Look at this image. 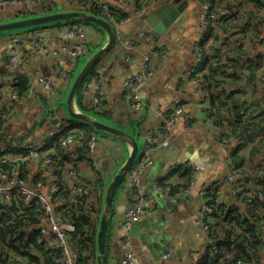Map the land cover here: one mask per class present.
I'll list each match as a JSON object with an SVG mask.
<instances>
[{"label": "crops", "instance_id": "0c3cea01", "mask_svg": "<svg viewBox=\"0 0 264 264\" xmlns=\"http://www.w3.org/2000/svg\"><path fill=\"white\" fill-rule=\"evenodd\" d=\"M215 1L213 0V2ZM222 1L231 3L235 19L226 36L220 35L218 30V32L211 30L204 43V61L198 68L204 67L206 57H215L223 63L233 55L239 60H245V58L249 62L255 60L260 72H263V33L258 26L263 22L261 21L262 13H260V20L257 19L259 15H255L254 11L250 13V6L243 0ZM77 5L66 12L80 11L76 9ZM132 5V0H122L120 3L110 2L111 7L115 6L122 9L129 16L133 14ZM27 8L29 11L25 14L26 17L22 16L25 8L23 10L22 8L0 10V13L7 11L10 15L17 14V17H20L8 18L10 20L6 21L0 19V24L60 12L54 0L43 1ZM176 8L179 9V13ZM242 10H246L251 18L249 25L244 29H240L238 26V21L242 19ZM175 11L178 15L176 22L162 36L156 34L152 27L159 21V17H165L167 14L175 13ZM197 15V6L191 1L155 0L147 7L141 18L132 17L130 21L120 27L123 38L134 39L137 43L136 51L130 52L120 42L114 41L110 51L95 66V74H100L105 84V108L99 109L104 110V112H94L97 107L93 102L91 82L93 76L89 81L82 84L79 102L76 98L74 99V107L78 112L104 124L119 128L131 136L132 133L134 134L133 138L138 147V158L135 162L137 166L145 150L142 131L155 127L159 119L147 107L141 110L139 114L133 113L129 105L123 100L122 81L131 72L138 70L136 64L127 60V56H133L135 61L139 63L141 54L152 45L160 44L166 51L164 60H159L157 56L154 57L155 75L139 89V96L151 108L161 109L171 103L180 102L184 106V111L182 117L178 118L171 128L168 147L152 153L153 163L140 178L142 193L146 203L152 205V212L137 222L141 223L138 239L142 250V263L135 256L138 264H156L159 255L168 249L173 250V258L164 261L163 264H207L212 260V256L201 257V252L206 247V238L200 227L197 213V191L202 187L208 188V195L214 207L211 226L215 233L220 232L222 226L226 228L231 226L233 229L237 227L234 226V222L221 224L226 211L236 210L248 217L245 215L247 214L246 209L241 200L230 196L224 184L225 159L228 149L236 147L237 153H235L234 163L236 165L239 163L238 160H241L237 167L247 178L246 188L248 192L255 193L264 183V178L259 174L260 170H257L260 168L258 164H264L262 143L259 146V142L256 141V144H248L238 150L237 147L242 142L236 139L237 142L241 143L236 145L232 141L229 147L220 146L211 131L210 117L208 116L218 113L216 106L212 108L210 98L204 103H199L194 95L193 85L184 84V69L191 63V48L200 36L197 27ZM74 24L76 23L56 22L36 28L22 29L17 33L0 34V75H17L20 80L30 81L33 84L31 95L22 100L6 126L0 128V143L2 142L11 148L8 155V166L14 168L17 176L22 178L27 188L32 191L36 190L35 183L42 180L44 187L40 192H45L52 183L54 175H58L62 181L60 187L62 192L72 184V179L65 173L68 166L65 158L61 157L64 156L63 150L60 147L56 148L54 139L47 142L45 149L37 159H29L18 154L15 147L20 143L36 140L45 135L52 129L53 119L62 122V130L65 129L64 135L83 128L81 122L70 119L66 113L65 100L68 87L58 91L57 95H51L43 85L35 81L34 75V72L38 71L46 79L57 84L59 71L68 69L71 60L68 51H63L62 47H75L85 44L90 55L105 45L106 35L104 31L89 24H84V40L67 37V29ZM139 30L145 31L148 37L145 39L138 38L137 32ZM13 38L20 40L18 45H11ZM35 40L47 46L49 51H55L56 54H47L41 48H33L32 43ZM10 55L16 56L12 66L9 65ZM89 55L78 60L72 70V79L73 73L77 69L76 72L80 70ZM260 72L253 77L251 83L244 81L247 94V98H245L248 99L249 104L261 102V98L264 96V86L259 82ZM223 97L224 95L221 98ZM184 119L190 120L191 125L186 127ZM133 120L139 122L137 126L131 123H135ZM262 129L264 138V128ZM157 140L159 141V137ZM128 154L129 147L125 144L110 136L98 134L97 145L93 153L96 168H93L92 164L82 157L77 164V173L90 182L94 189L100 190L102 196L111 178L116 174ZM46 159L50 161L49 164L43 163ZM187 160L199 167L194 176L191 177L190 168L182 167L168 175L160 184L168 185L175 191L176 189H185L191 183L190 190L172 197L163 196L155 188V180L166 171L169 164L185 163ZM135 196V188L129 186L126 180L122 182L114 195L109 216L111 231L107 245L104 247V264H121L125 250H132L130 246L129 248L124 247V244L129 242V234L135 224L129 231H126L122 228V223L125 218V204L133 200ZM68 205H70L69 210L74 217V221L71 222L73 228L66 234L69 259L77 264H96V234L99 217L93 218L89 215L87 204L83 199L75 203L70 201L66 204V206ZM52 207L61 211L64 205L55 202ZM80 216L85 220H82ZM87 221L91 223L90 233H87ZM34 226L36 227V225ZM262 230L264 231V227ZM236 231L241 232L239 225ZM93 238L94 243L92 242ZM233 248L234 244H230L229 247L222 245L218 248L215 264H222L224 261L230 260L234 254ZM250 250L252 252L250 254L252 257L251 264H264V248L261 250L250 247ZM32 253L38 256L39 264H46L42 252L39 254L32 250ZM21 264L28 263L21 262Z\"/></svg>", "mask_w": 264, "mask_h": 264}, {"label": "built area", "instance_id": "2783aa9c", "mask_svg": "<svg viewBox=\"0 0 264 264\" xmlns=\"http://www.w3.org/2000/svg\"><path fill=\"white\" fill-rule=\"evenodd\" d=\"M43 1L52 0H0V10L8 8H27ZM60 12H66L78 4L76 0H54ZM87 5L94 6L103 13L105 19L113 29L114 41L120 42L122 46L132 52L136 51L137 43L134 39L123 38L120 27L133 17H142L149 5L155 0H132L133 14L126 15L118 19L113 11H111L110 2L116 1L120 3L122 0H85ZM197 6V27L200 33L198 41L191 48V63L184 69V84H192L194 87V95L199 103H204L210 98L212 91L197 78V69L204 60V43L209 36L211 30H218L220 35H225L230 30L235 15L233 14L231 3L228 1L216 0H188ZM242 19L238 21L240 29H244L249 25L250 15L246 10H242ZM260 31L263 33L264 45V22L258 24ZM217 31V32H218ZM67 37L71 39H85L84 24H74L66 31ZM138 38L145 39L148 37L145 31L139 30L137 32ZM18 38L11 39V45L19 44ZM33 48H41L44 53L55 55V51H49L47 46L40 44L38 41L32 43ZM63 51H68L71 60L68 69H61L58 73L59 81L54 84L50 80L42 76L38 71L34 72L35 81L43 85L51 95H57L58 91L69 87L72 81V70L75 68L77 62L81 58H85L88 53V48L85 44L75 47H62ZM157 56L159 60L166 58V51L160 44L152 45L141 54L140 62H136L131 55L127 56V60L137 65V71L131 72L122 81V97L129 105L133 113L139 114L144 108H149L151 112L159 119L158 124L149 129L142 131V139L145 143V150L138 161V165L134 164L125 175L124 180L127 184L136 190V196L133 200L125 204V218L122 223V228L129 231L134 224L141 218L149 215L152 211V205H148L145 201L144 195L140 187V178L144 172L152 165V153L158 149L162 150L168 147L171 138V128L173 124L182 117L184 106L180 103H171L162 107L161 109L151 108L139 96V89L146 85L150 79L155 75L154 57ZM16 60L15 55H10L9 65L12 66ZM227 73L225 69H222ZM18 81L17 75H0V128H4L10 119L11 115L16 111L18 105L22 100L33 91L32 82L27 83V91L24 95L18 94L14 91L13 86ZM93 87V102L97 109L105 108L104 106V79L100 74H95L92 77ZM259 82L264 86V71L259 76ZM239 84L244 83V77H241ZM248 102L245 97H242L238 103V113L240 117H245L248 113L246 109ZM53 127L45 135L29 142L20 143L15 147L18 154L24 155L29 159H37L40 153L45 149L47 142L56 138L62 131V122L56 120ZM211 123V131L215 135L216 140L220 146L229 147L231 142H237L232 129L226 123H217L212 118H209ZM184 125L188 127L191 125L190 120L184 119ZM159 137V141L157 140ZM58 144L66 158L65 173L72 179V184L63 192L60 189L62 181L58 175L53 176L52 183L45 192H40L44 187V182L39 180L35 183V191L27 188L25 181L18 177L14 168L8 166L9 153L11 148L0 143V208H9L13 203V192L16 191L24 208H29L32 205L37 206L39 215L38 223L35 224L39 232L40 243L44 248L53 255V264H77L72 262L68 256V249L66 246V234L73 227L70 223L72 221V213L69 210L70 205L66 204L70 201L83 199L87 204L89 215L97 218V204L101 199V191L94 189L90 182L77 173V164L80 157L88 160L93 168L96 164L93 160V153L97 145V134H91L85 141L80 137H76L71 133L62 135L58 139ZM264 147V140L262 141ZM236 147L230 148L227 151L225 159L226 167L224 170V184L230 196L241 200L246 213L249 214L253 221H256L255 234L261 231L264 227V183L255 193L247 191V178L245 174L234 163V152ZM49 164V160L43 161ZM182 167L190 168L191 177L196 174L199 167L193 164L190 160L185 163L169 164L164 173H162L155 180V188L165 197H172L188 192L191 188V183L185 189L172 190L168 185H161L168 175ZM60 168V167H59ZM260 176L264 178V170L259 172ZM39 189V190H38ZM198 199V218L200 227L206 238V247L201 252V257H208L213 255L219 244L226 241V234L223 231L215 233L212 229V218L214 214V207L208 195V188L202 187L197 191ZM55 202H60L64 205L61 211L53 209L52 205ZM130 243L126 242L124 247L129 248ZM173 258V250L168 249L161 253L156 260V264H163L164 261ZM121 264H138L134 253L130 249H126ZM0 264H4L3 256L0 255ZM234 264H251L247 260H236Z\"/></svg>", "mask_w": 264, "mask_h": 264}, {"label": "trees", "instance_id": "16d2710c", "mask_svg": "<svg viewBox=\"0 0 264 264\" xmlns=\"http://www.w3.org/2000/svg\"><path fill=\"white\" fill-rule=\"evenodd\" d=\"M76 1H78V5L76 7L77 10L91 13L97 17L105 19V16L101 11H99L94 6H88L85 0ZM243 1L250 6V13L254 11L255 15H259L257 19H260V13H262V20H260L264 22V0ZM110 9L114 12L118 19L126 16V13L123 12L122 9H119L115 6H112ZM67 23L88 24L81 21H67ZM92 26L100 29L96 25ZM246 60L248 59L245 58V60H239L237 57L232 55V57L227 58L226 62L221 63L215 57H206L203 64L204 67L200 69L198 68L196 73L198 76L197 78L205 83L206 86L212 91V94L210 95V101L212 102V108L216 106V110L218 112L216 114H210L208 116L215 120V122L217 123H226L231 127L235 139H238L242 142L241 145L237 147L238 150L246 147L248 144H256V141L259 142L260 146L262 140H264L262 135V128H264V96L261 98V102H252L254 104L248 103V107L246 108L248 110V113L245 117H240L238 113L239 100L242 97L247 98V94L244 88V85L246 83L239 84L238 82L241 80V77L244 76V81L251 83L253 77L260 72L255 60L254 62H249V60ZM222 69H225L227 73H224ZM261 73L262 71L260 72V74ZM94 75L95 68L92 69L83 83L89 81L90 78ZM27 83L28 81L26 82L25 80H20V78L18 77V81L13 86L14 91L18 92V94L20 95H24L27 91ZM81 87L82 85L80 86V88ZM80 88L75 97L78 102ZM223 95L224 97L221 98ZM247 102H249L248 99ZM94 112L103 113L104 110L96 109L94 110ZM219 112H221V115H219ZM133 121L135 123H131L137 126L139 122L135 120ZM81 127L83 128L79 131L72 132L71 134L76 137H80L84 141L93 133L102 135L101 132L94 130L88 125L81 123ZM64 131L65 129L62 130L56 138H54L56 148L59 147L58 139L59 137L64 135ZM132 137H134L133 133ZM235 153H237V150L236 152H234V157L236 156ZM61 157L65 158V156ZM81 158L82 157H80V159ZM238 162L241 163V160H238ZM239 163H236V166L237 164L239 165ZM13 195L14 199L12 206L9 208H0V255L3 256L4 264H21V262H27L28 264H39L37 259L38 256L36 254H33L32 250L35 251V253L39 254H41L42 252L45 263L53 264V255L50 254L42 244L37 243V240L40 237L37 228L34 226L38 223L39 212L37 206L32 205L29 208H24L16 191L13 192ZM102 202L103 195L101 196V199L97 204V218L101 213ZM245 215H247L248 217H245L239 211L233 210L226 211L225 216H223L222 218L221 224H223L224 222L232 224L234 222V226L238 227L239 225L241 231L237 232V227L234 228L236 232L231 226H229L228 228H226L225 226L221 227V231L226 234V241L222 244H219L218 248H220L222 245H224V247H229L230 244H234V254L232 255V258L230 260L224 261L222 264H234V262L239 259L251 262L252 257L250 254L252 252L250 250V247L261 250L262 248H264V231L261 230L258 231L257 234H255L256 230L254 225L257 222L253 221L248 213ZM80 218H82V216H80ZM71 220L74 221L73 216ZM82 220L85 219L82 218ZM71 222L72 221H70V223ZM29 225H31L32 227L30 228ZM86 225L87 233H90L91 223L87 221ZM110 231L111 226L109 221L105 230V247L110 236ZM92 242L94 243V238L92 239ZM216 253L217 251L213 255H211L213 258L207 264H215V260L218 257Z\"/></svg>", "mask_w": 264, "mask_h": 264}, {"label": "water", "instance_id": "95a60500", "mask_svg": "<svg viewBox=\"0 0 264 264\" xmlns=\"http://www.w3.org/2000/svg\"><path fill=\"white\" fill-rule=\"evenodd\" d=\"M174 6V5H173ZM176 7V6H175ZM176 11L179 13V9L176 8ZM167 14L165 17H159V21L153 25V30L159 36H162L164 32L170 28L178 18L177 13ZM67 21H81L84 23L92 24L98 26L102 29L106 35V43L103 47L97 49L93 53H91L80 70L75 75L70 88L67 92L65 107L66 113L68 117L72 120H77L82 124L88 125L92 127L94 130L101 132L104 135L110 136L116 140H119L127 147H129V154L126 157L123 164L119 167L116 174L111 178L108 183L102 202V209L98 219V228L96 234V264H104L105 263V255H104V245H105V230L107 224L109 222V216L111 212L112 201L114 199V195L122 182L124 181L126 173L134 166L137 158H138V147L135 139L128 134L127 132L104 124L100 121L95 120L94 118L78 112L74 107V99L79 91L80 86L82 85L85 78L88 74L95 68L96 64L102 59L104 55H106L114 44V35L113 29L109 25V23L93 14H88L82 11H71V12H57L49 15L38 16L34 18L28 19H18L11 22L1 23L0 24V33H6L11 30H22L24 28H36L42 25H47L50 23L56 22H67ZM57 121L53 119V123L55 124ZM141 228V223H136L132 228L129 237H130V247L135 254V256L139 259V262L142 263V250L140 248V241L138 239L139 229Z\"/></svg>", "mask_w": 264, "mask_h": 264}, {"label": "rangeland", "instance_id": "374dc122", "mask_svg": "<svg viewBox=\"0 0 264 264\" xmlns=\"http://www.w3.org/2000/svg\"><path fill=\"white\" fill-rule=\"evenodd\" d=\"M23 10V9H22ZM29 11V9L28 8H25L24 9V13L22 14V16L23 17H26V13ZM48 12V11H47ZM47 12H45V13H47ZM21 16V17H22ZM8 18H11V19H16V18H20V17H17V14L15 15V14H13V15H10V13H8L7 11L5 12V13H0V19H1V21H6V20H10V19H8ZM24 29H29V28H24ZM19 30L18 29H15V30H11V31H8V32H11V33H17ZM1 35H3L4 33H0ZM209 45V44H208ZM207 45V46H208ZM78 70V69H77ZM76 70V71H77ZM75 71V72H76ZM73 73V79H74V77H75V75L77 74V72L76 73ZM73 79H72V81H73ZM72 81H71V83H72ZM71 85V84H70ZM70 85H69V87H68V89L70 88ZM98 135V134H97ZM259 150H262V149H259ZM257 151V150H256ZM264 161V160H263ZM262 162V161H261ZM259 166H260V168L258 169L257 168V170H260V171H262L263 169H264V164H258ZM262 169V170H261Z\"/></svg>", "mask_w": 264, "mask_h": 264}]
</instances>
